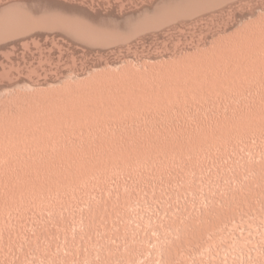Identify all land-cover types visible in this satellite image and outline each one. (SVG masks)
Listing matches in <instances>:
<instances>
[{
    "label": "rangeland",
    "instance_id": "1",
    "mask_svg": "<svg viewBox=\"0 0 264 264\" xmlns=\"http://www.w3.org/2000/svg\"><path fill=\"white\" fill-rule=\"evenodd\" d=\"M0 264H264V0H0Z\"/></svg>",
    "mask_w": 264,
    "mask_h": 264
},
{
    "label": "bare ground",
    "instance_id": "2",
    "mask_svg": "<svg viewBox=\"0 0 264 264\" xmlns=\"http://www.w3.org/2000/svg\"><path fill=\"white\" fill-rule=\"evenodd\" d=\"M262 9H263V8H262ZM84 13H85V12H84ZM82 14H83V13H82ZM82 14H81V15H82ZM84 17H85V16H84ZM87 19H88V18H87ZM87 19L85 18L84 20H87ZM67 21H68V20H67ZM87 21L89 22V20H87ZM91 23H92V22H91ZM62 24H63V22H62ZM84 24H85V23H84ZM86 25H90V23H89V24L87 23ZM69 26H70V23H69ZM110 67L112 68V66H110ZM110 67H109V68H110ZM116 67H117V66H116ZM111 68H110V69H111ZM113 68H114L115 70H117L115 67H113ZM113 68H112V69H113ZM117 68H118V67H117ZM124 68H125V67H124ZM105 69H107L108 71H112V70H110V69H108V68H105ZM105 69H103V70L105 71ZM121 69H123V68H121ZM121 69H120V70H121ZM107 70H106V71H107ZM120 70H119V71H120ZM124 70H125V69H124ZM115 72H117V71H115ZM113 73H114V72H113ZM119 73H120V72H119ZM110 74H111V72H110ZM115 74H116V73H115ZM115 74H113V75L111 74V75L114 76ZM117 74H118V73H117ZM115 76H116V75H115ZM115 76H114V78H115ZM120 76H121V74L119 75V78H122V79H123L124 76H122V77H120ZM117 77H118V75H117ZM116 79H117V78H116ZM116 79H114V81H116ZM122 79H121V82H122L123 84L127 83V81H126V82H125V81H122ZM124 79H125V77H124ZM124 79H123V80H124ZM105 80H106V79H105ZM105 80H103V81H104V84H108V81H109V80H108V79H107V81H105ZM112 80H113V78L111 77V80H110L109 82L111 83ZM118 80H119V79H118ZM126 80H127V79H126ZM128 80H129V79H128ZM103 81H102V82H103ZM129 81H130V80H129ZM105 82H107V83H105ZM118 82H120V81H118ZM118 82H117V83H118ZM121 82H120V84H121ZM124 82H125V83H124ZM113 83H114V82H113ZM104 84H103V85H104ZM118 84H119V83H118ZM123 84H121V85H123ZM107 86H110V85H107ZM17 111H18V110H17ZM29 111H31V110H29ZM25 113H26V112H25ZM30 115H32V114L30 113ZM31 117H32V116H31ZM31 117H30V118H31ZM33 117H34V115H33Z\"/></svg>",
    "mask_w": 264,
    "mask_h": 264
}]
</instances>
